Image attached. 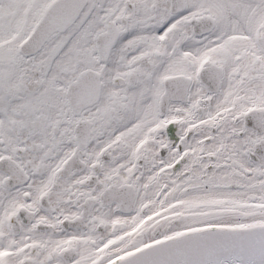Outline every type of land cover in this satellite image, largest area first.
<instances>
[{
    "label": "flooded vegetation",
    "instance_id": "1",
    "mask_svg": "<svg viewBox=\"0 0 264 264\" xmlns=\"http://www.w3.org/2000/svg\"><path fill=\"white\" fill-rule=\"evenodd\" d=\"M223 3L0 0V264L264 215V4Z\"/></svg>",
    "mask_w": 264,
    "mask_h": 264
},
{
    "label": "water",
    "instance_id": "2",
    "mask_svg": "<svg viewBox=\"0 0 264 264\" xmlns=\"http://www.w3.org/2000/svg\"><path fill=\"white\" fill-rule=\"evenodd\" d=\"M110 264H264V227L191 230L152 242Z\"/></svg>",
    "mask_w": 264,
    "mask_h": 264
},
{
    "label": "rangeland",
    "instance_id": "3",
    "mask_svg": "<svg viewBox=\"0 0 264 264\" xmlns=\"http://www.w3.org/2000/svg\"><path fill=\"white\" fill-rule=\"evenodd\" d=\"M261 4H264V2L261 0H224L223 6H224V10L230 14L229 16L234 17V19L239 22L241 21L242 18L247 17L250 10L259 8ZM256 217H261V216H250V217H241V218L220 216L216 218H210V217H198V216L188 215L186 218L180 219L182 223L180 225H177L178 226L177 229L175 228V230H172L170 233L162 235L161 237L158 238H162L165 237L166 235H170L180 231H186L200 227H208L212 225L228 223L237 220H247L251 218L254 219ZM262 217H264V215Z\"/></svg>",
    "mask_w": 264,
    "mask_h": 264
},
{
    "label": "bare ground",
    "instance_id": "4",
    "mask_svg": "<svg viewBox=\"0 0 264 264\" xmlns=\"http://www.w3.org/2000/svg\"><path fill=\"white\" fill-rule=\"evenodd\" d=\"M210 227H219L220 229H234V230H242V229H248V228H256V227H264V217H256L254 219H247V220H237V221H231L228 223H222L217 225H212ZM189 230L176 232L172 235H166L164 238H172L179 235H182L186 233ZM132 252V251H131ZM130 253V252H129ZM128 254V253H127Z\"/></svg>",
    "mask_w": 264,
    "mask_h": 264
}]
</instances>
